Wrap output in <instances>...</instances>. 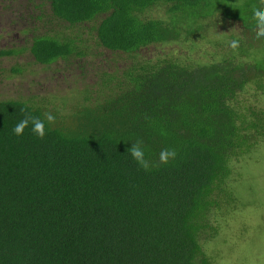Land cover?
Returning <instances> with one entry per match:
<instances>
[{
    "label": "trees",
    "instance_id": "1",
    "mask_svg": "<svg viewBox=\"0 0 264 264\" xmlns=\"http://www.w3.org/2000/svg\"><path fill=\"white\" fill-rule=\"evenodd\" d=\"M42 1L56 20L83 32L29 27L36 62L83 59L92 42L99 54L132 60L115 71L83 72L97 84L68 114L35 96L0 100V264H214L206 247L222 228L215 212L225 218L237 206L232 163L264 137V110L248 115L237 105L251 80L264 86V64L233 56L193 66L142 52L189 38L217 13L254 36L253 9L264 0ZM160 4L169 6L168 20L144 17ZM251 40H236L235 50L250 55ZM25 50L1 49L0 57ZM47 112L56 120H45L44 138L31 124L13 133L26 115L45 119ZM137 140L156 165L148 171L127 151ZM166 148L176 158L159 164Z\"/></svg>",
    "mask_w": 264,
    "mask_h": 264
},
{
    "label": "rangeland",
    "instance_id": "2",
    "mask_svg": "<svg viewBox=\"0 0 264 264\" xmlns=\"http://www.w3.org/2000/svg\"><path fill=\"white\" fill-rule=\"evenodd\" d=\"M42 3V0H34V3L28 0H0V50L12 46L26 47L20 55L0 57V100L35 96L34 101L64 115L84 100L90 90L89 84L93 87L97 84L98 79L93 72L82 76L83 72L87 69H122L132 58L128 54L108 50L99 54L92 42L91 54L83 59L71 63L60 60L48 67L36 62L30 51L33 32L29 27L36 26L37 33L51 30L75 35L83 32L81 28H68L66 23L56 20L49 4L40 7ZM168 8L166 4L157 5L144 13V17L168 20ZM34 13L43 15L42 19L33 20L30 15ZM199 24L203 26L202 30L189 38L152 46L143 50V55L154 60L159 57L174 58L193 66L216 63L233 56L235 63L246 66L255 62L264 64L262 37L251 35L240 20L223 19L222 14L217 13V16L204 19ZM251 38L254 39L251 41L256 40L255 45L244 47V52L250 55H241L230 47L232 40L248 42ZM84 66L85 71L82 69ZM15 67L23 71L15 73ZM260 80L264 84V78ZM237 105L248 111V115L253 108L264 110V86L251 80L239 95ZM232 166L237 206L226 213L225 218V214L220 217L221 212H215L214 218L221 219L219 225L222 228L208 240L206 250L216 254L214 264H264V137L258 139L250 154L234 160Z\"/></svg>",
    "mask_w": 264,
    "mask_h": 264
},
{
    "label": "clouds",
    "instance_id": "3",
    "mask_svg": "<svg viewBox=\"0 0 264 264\" xmlns=\"http://www.w3.org/2000/svg\"><path fill=\"white\" fill-rule=\"evenodd\" d=\"M253 16L255 18V25L257 31L255 33L256 37H264V8L255 7L253 9ZM230 47L233 49L238 47V41L232 40L230 42ZM25 111V109H21ZM45 120L49 125L54 124L56 117L51 113H45V119H40L32 115H26L19 123H17L12 129L16 136H21L24 133V129L31 124V131L39 138H44L46 135L45 130ZM130 152L132 159L144 170L148 171L153 166H156L154 162L146 158L145 147L143 146L142 140H137L132 143L131 147L127 149ZM176 151L174 149H164L159 153V164H167L170 160L176 158Z\"/></svg>",
    "mask_w": 264,
    "mask_h": 264
}]
</instances>
